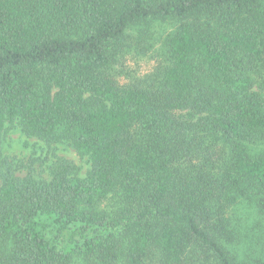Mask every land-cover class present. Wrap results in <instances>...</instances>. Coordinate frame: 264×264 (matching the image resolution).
Here are the masks:
<instances>
[{
	"label": "trees",
	"instance_id": "1",
	"mask_svg": "<svg viewBox=\"0 0 264 264\" xmlns=\"http://www.w3.org/2000/svg\"><path fill=\"white\" fill-rule=\"evenodd\" d=\"M16 126L88 169L6 156ZM258 142L264 0H0V264H264Z\"/></svg>",
	"mask_w": 264,
	"mask_h": 264
},
{
	"label": "rangeland",
	"instance_id": "2",
	"mask_svg": "<svg viewBox=\"0 0 264 264\" xmlns=\"http://www.w3.org/2000/svg\"><path fill=\"white\" fill-rule=\"evenodd\" d=\"M175 27L176 24L171 19H149L135 26L133 28V34L138 35L140 31L144 32L147 36V44L149 45L151 43L154 46L153 50H159L163 40L167 38L169 33L174 31ZM151 56H143L141 67H138L140 71H146L151 68L152 63L150 62L152 61L149 62ZM251 150L252 153H258L264 150V144L262 142L255 143L251 146ZM3 151L6 156L15 158L26 164L32 159L38 158L34 166H37L40 172L48 169L58 157L69 159L81 173H84L89 167L88 157L80 155L72 145L66 143L57 144L52 149H49L37 138L26 136L19 126L14 127L8 132ZM48 153L55 155V157L49 156ZM26 171L21 174H26ZM235 208L243 222V234L250 233L252 227L255 225L253 220L257 216L256 211L250 205L244 203L237 204Z\"/></svg>",
	"mask_w": 264,
	"mask_h": 264
}]
</instances>
